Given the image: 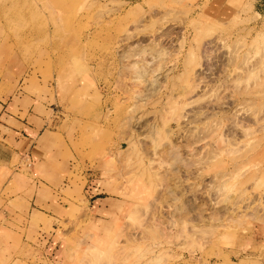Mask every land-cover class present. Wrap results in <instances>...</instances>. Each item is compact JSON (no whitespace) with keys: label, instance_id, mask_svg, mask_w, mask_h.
<instances>
[{"label":"rangeland","instance_id":"1","mask_svg":"<svg viewBox=\"0 0 264 264\" xmlns=\"http://www.w3.org/2000/svg\"><path fill=\"white\" fill-rule=\"evenodd\" d=\"M260 22L254 0H0V100L51 137L43 179L0 163V264L263 262ZM38 181L70 224L33 225Z\"/></svg>","mask_w":264,"mask_h":264},{"label":"crops","instance_id":"2","mask_svg":"<svg viewBox=\"0 0 264 264\" xmlns=\"http://www.w3.org/2000/svg\"><path fill=\"white\" fill-rule=\"evenodd\" d=\"M254 5H255V13L257 15V20L261 21L260 23H262V28H264V0H254ZM9 106L10 103L6 104L3 100H0V120L2 117H4L6 122L4 124H0V126H2L5 130L9 131V133L3 135V139L4 141L12 140L11 145L9 144L4 145L3 148L4 153L0 154V163L7 164V166L8 165L11 166L15 162H19L18 164L25 163L26 164L25 167L30 170L31 172L30 174L31 176L34 177V179L37 178L38 180L41 178L43 179L41 173H44L43 165L44 163L47 162L46 160L47 158L44 154V150H42L44 144L42 143L43 144L42 145L40 143L41 142L48 143L49 141H51V137L46 135V131H48L46 130V128L49 127L47 118L38 116L36 115V113L34 114L33 108H30L25 111L19 107H14L15 108V109L13 108L14 113H12L8 111ZM11 120L14 123L13 126L8 124ZM0 131L3 132V129H1ZM38 182L39 184L36 185L35 194L31 199L32 204H31L30 212L31 215L35 216L34 217L35 219H32L33 225L36 226L39 224V221L48 220L52 222L53 227L57 226L58 227L57 230H59V226L70 224L69 219L65 217L67 216L66 215L67 208L63 206H61V208H57L54 205V203H52V198H48L45 200V202H42V204L37 205L38 195L39 193L42 194V192L40 191L44 188H47L46 184L42 183L41 181ZM104 185L108 186L109 189L112 188L114 189V184H112L111 181L103 182L102 180L98 182V184H95L96 189L93 190L97 191L98 188L104 187ZM107 199L108 198H103V199L97 198L96 201L94 202L96 204L93 208V211L102 212L105 209L103 208V201ZM3 207L0 208V213L4 210ZM4 220H7L6 217L4 218ZM4 220H1V223H3ZM40 227L42 226L40 225ZM41 239L47 241L48 246L46 251L48 252L47 253L48 255L46 256V258L44 256H38V255L32 257L34 258L40 257L39 260L41 259V263H43L42 258H45L46 260L52 262V260L56 259V256L58 255V253H56V248L54 249L55 245L53 246V243L55 242V236L52 235L47 236L45 233H43ZM63 240L64 237L61 241ZM261 261L257 260V264H264V258H263V262Z\"/></svg>","mask_w":264,"mask_h":264}]
</instances>
